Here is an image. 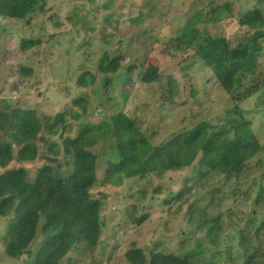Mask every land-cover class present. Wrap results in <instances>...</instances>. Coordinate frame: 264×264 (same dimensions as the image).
<instances>
[{
	"label": "trees",
	"instance_id": "obj_1",
	"mask_svg": "<svg viewBox=\"0 0 264 264\" xmlns=\"http://www.w3.org/2000/svg\"><path fill=\"white\" fill-rule=\"evenodd\" d=\"M46 5L47 0H0V17L28 24L36 13L46 12ZM102 7L108 9L111 5L106 2ZM221 7L231 12L230 4L225 3L210 8L203 16L208 21L219 19ZM200 15L198 11L190 17L176 35L179 43L194 48L199 61L211 70L219 87L228 95L231 109L227 113L236 114L237 118L228 119L225 125L213 127L202 119L153 144L137 120L122 109L96 123L76 124L87 112V92L71 98L52 115L0 102V221H6L0 240L5 255L17 259L25 255L26 264H61L64 259L66 264H77L88 253L93 254L103 225L100 216L103 204L93 196L92 188L105 184L119 186L124 179L144 178L150 173L161 175L196 160L197 178L220 174L225 198L233 203L237 197L241 198L239 204L246 203L248 192L255 189L250 210L237 217L242 224L228 223L234 231L231 242L221 252L207 248L196 239L192 247L182 245L180 253L162 252L131 242L123 253L125 264H224L223 260L216 261L217 256L241 260V264H264V213L259 212L264 204V142L258 140L251 130V121L239 110L240 103L264 87V79L257 72L262 49L259 38L264 37V11L255 6L245 9L237 17L242 35L234 40L225 35L202 33L195 25ZM111 17L112 13L106 14L104 21L111 24ZM48 19L58 25L56 14H50ZM42 42L41 38H20L19 50L26 52ZM124 58L118 50L113 56L104 50L96 61L95 69L101 74L105 93L110 91L112 77L124 80L135 69L133 64L122 67ZM17 71L20 79L34 72L25 65H19ZM94 75L83 68L76 75V86L92 85ZM73 77L74 74L70 75L67 81ZM162 78L166 84L161 85V96L165 99L176 87L175 79L172 75L163 76L153 64H141L142 82H157ZM244 78L251 84L245 86ZM69 90L65 86V91ZM190 94L195 96L196 90L192 88ZM72 128L74 133L70 134ZM108 137L114 138L115 149L106 159L99 178L98 157L91 147ZM37 160H42V164L31 174L24 163ZM245 183L249 184L245 186ZM191 189L192 185L185 182L164 202L186 201ZM233 209L231 206L228 211ZM147 218V213L137 214L134 206L129 208L128 220L133 224L140 225ZM219 220L220 214L216 217L217 224L209 229L221 237Z\"/></svg>",
	"mask_w": 264,
	"mask_h": 264
},
{
	"label": "rangeland",
	"instance_id": "obj_2",
	"mask_svg": "<svg viewBox=\"0 0 264 264\" xmlns=\"http://www.w3.org/2000/svg\"><path fill=\"white\" fill-rule=\"evenodd\" d=\"M106 2L111 5L108 9L102 7ZM225 3L230 4L231 12L221 7V18L219 15V19H205V11ZM254 6L264 11V0H47L46 12L36 13L28 24L0 17V102L52 115L71 98L87 92V112L76 124L96 123L122 109L137 120L153 144L202 119L213 127L225 125L228 119L237 118L236 114L227 113V109H231L228 95L219 87L211 70L199 61L194 48L179 43L176 34L200 11L202 16L195 20V25L202 33L225 35L234 40L243 32L237 17ZM108 13H112L111 24L104 21ZM50 14H56L58 25L48 19ZM90 27L93 30H89ZM25 37L41 38L43 42L21 52L19 41ZM259 42L262 49L257 72L264 79V37L259 38ZM104 50L110 56L116 54V50L122 53L125 56L122 67L135 66L130 77L125 76L124 80L112 77L108 93H105L101 74L95 69ZM148 63L157 66L163 76L172 75L175 79L176 87L165 99L161 96L165 78L151 83L139 79L141 64ZM19 65L31 66L33 75L20 79ZM83 68L95 73L93 84L87 88L75 84L76 75ZM73 74L72 81H67ZM243 83L251 84L245 78ZM65 86L70 89L68 92ZM192 88L196 90L195 96L190 94ZM239 110L251 121V130L258 140L264 142V87L240 103ZM73 133L72 128L70 134ZM115 144L114 138L108 137L91 147L98 157L96 174L99 178ZM195 162L161 175L130 177L119 186L105 184L92 188L93 196L103 204L100 212L103 225L93 254L88 253L77 264H125L123 253L131 242L162 252L180 253L182 245L192 247L197 239L207 248L223 252L231 242L230 236L234 235L228 223L242 224L237 217L250 210L255 189L248 192L246 203L239 204V197L233 203L232 199L225 198L222 176L214 173L197 178ZM40 164L42 160L24 163L31 174ZM185 182L192 185L185 196L188 200L165 203ZM131 206L137 214H148L142 224L135 225L128 220ZM231 206L234 209L230 212ZM259 212L264 213V204ZM218 214L221 237L209 229L210 225L217 224ZM5 223L4 219L0 221V235ZM225 258L217 256L216 261L241 264V260ZM26 260L25 255L19 259L5 255L0 240V264H26ZM66 263L64 259L61 264Z\"/></svg>",
	"mask_w": 264,
	"mask_h": 264
}]
</instances>
